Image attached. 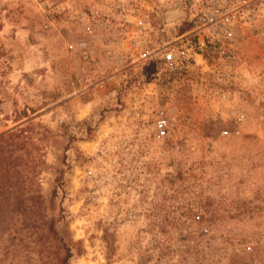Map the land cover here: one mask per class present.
Instances as JSON below:
<instances>
[{
	"label": "rangeland",
	"instance_id": "1",
	"mask_svg": "<svg viewBox=\"0 0 264 264\" xmlns=\"http://www.w3.org/2000/svg\"><path fill=\"white\" fill-rule=\"evenodd\" d=\"M194 9L0 0V192L41 196L70 264H264V19L169 65Z\"/></svg>",
	"mask_w": 264,
	"mask_h": 264
},
{
	"label": "trees",
	"instance_id": "2",
	"mask_svg": "<svg viewBox=\"0 0 264 264\" xmlns=\"http://www.w3.org/2000/svg\"><path fill=\"white\" fill-rule=\"evenodd\" d=\"M6 196V197H4ZM17 205L4 208L2 200ZM4 198V199H3ZM40 195L27 192H0V243L4 244L2 261L9 264H70L72 246L59 237L55 220H47Z\"/></svg>",
	"mask_w": 264,
	"mask_h": 264
},
{
	"label": "built area",
	"instance_id": "3",
	"mask_svg": "<svg viewBox=\"0 0 264 264\" xmlns=\"http://www.w3.org/2000/svg\"><path fill=\"white\" fill-rule=\"evenodd\" d=\"M195 9L190 17L194 24L196 43L168 47L163 60L172 66H189L196 55L205 49H227L232 47L238 30L249 26L258 19H264V0H194ZM230 54V55H231ZM170 118L164 113L158 118L157 132L165 137L170 128Z\"/></svg>",
	"mask_w": 264,
	"mask_h": 264
}]
</instances>
